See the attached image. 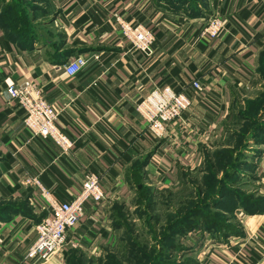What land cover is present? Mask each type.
Returning a JSON list of instances; mask_svg holds the SVG:
<instances>
[{
  "label": "crops",
  "instance_id": "crops-1",
  "mask_svg": "<svg viewBox=\"0 0 264 264\" xmlns=\"http://www.w3.org/2000/svg\"><path fill=\"white\" fill-rule=\"evenodd\" d=\"M50 4L54 28L30 46L11 39L0 21V264H76L113 250L119 240L111 217L115 206H131L139 186L170 189L200 168L220 146L233 97L252 86L264 49V0H201L194 11L188 4L176 9L156 0ZM117 14L154 32L153 54L132 48ZM213 16L223 20L215 39L205 33ZM80 54L88 64L70 76L64 67ZM27 80L62 110L58 124L74 140L69 154L25 127L26 112L7 88ZM195 80L203 90L193 86ZM165 86L185 91L193 104L159 140L137 105ZM260 161L264 187V153ZM91 173L100 176L107 200L85 204L61 252L45 262L29 259L49 201L40 186L25 180L38 177L66 202ZM235 213L238 233L207 243L196 264H264V206Z\"/></svg>",
  "mask_w": 264,
  "mask_h": 264
},
{
  "label": "rangeland",
  "instance_id": "rangeland-1",
  "mask_svg": "<svg viewBox=\"0 0 264 264\" xmlns=\"http://www.w3.org/2000/svg\"><path fill=\"white\" fill-rule=\"evenodd\" d=\"M156 1L198 10L201 0ZM52 13L50 0H0V21L21 45L45 39L54 28ZM262 153L264 49L252 86L233 97L220 146L199 169L185 173L178 186L143 190L131 206L116 205L111 214L119 237L114 249L97 261L76 264H196L207 243L237 229L236 209L264 206Z\"/></svg>",
  "mask_w": 264,
  "mask_h": 264
},
{
  "label": "built area",
  "instance_id": "built-area-1",
  "mask_svg": "<svg viewBox=\"0 0 264 264\" xmlns=\"http://www.w3.org/2000/svg\"><path fill=\"white\" fill-rule=\"evenodd\" d=\"M125 38L135 50L145 54H153L155 34L143 24H133L120 14L114 16ZM223 27L219 16L210 18L205 33L211 39L218 37ZM98 56H96L97 58ZM88 64L82 54L72 57L65 65L70 76L80 73ZM193 86L203 90V85L195 80ZM7 91L12 100L21 106L26 116L25 127L34 137L52 140L64 155L70 153L74 140L59 126L61 109L49 102L33 81H25L20 85H11ZM193 101L185 91H178L170 86L157 87L145 96L137 105V110L147 122L152 136L159 140L167 137L171 124L182 120L184 113L192 108ZM27 184H37L43 190L49 203L47 216L36 225L37 237L28 254L29 259L47 261L52 255L63 250L68 243L69 232L76 227L82 217L85 204L92 201L100 204L107 200V195L100 185V176L91 173L82 185L80 192L70 201L61 202L47 191L38 177H29Z\"/></svg>",
  "mask_w": 264,
  "mask_h": 264
},
{
  "label": "trees",
  "instance_id": "trees-1",
  "mask_svg": "<svg viewBox=\"0 0 264 264\" xmlns=\"http://www.w3.org/2000/svg\"><path fill=\"white\" fill-rule=\"evenodd\" d=\"M186 5V4H185ZM185 5H182V6H185ZM182 6H176L175 8L176 9H180V7H182ZM195 7V6H194ZM192 11H194L195 9H191ZM197 10V9H196ZM4 24V23H3ZM4 26H5V29L7 30V27H6V25L4 24ZM9 35H10V37H11V39H16V37H14L13 35H11V33L9 32ZM30 41H31V39H30ZM29 45V44H28ZM31 45V44H30ZM29 45V46H30ZM143 165V164H142ZM149 188L147 187V186H145V185H143L142 187L141 186H139V192H142L143 190H148ZM260 209V207L259 208H257V209H255V210H253V209H249V210H247V209H245V210H247V211H257V210H259ZM42 219V218H41ZM41 221V220H40ZM230 233H238V229H236L235 231H231Z\"/></svg>",
  "mask_w": 264,
  "mask_h": 264
}]
</instances>
